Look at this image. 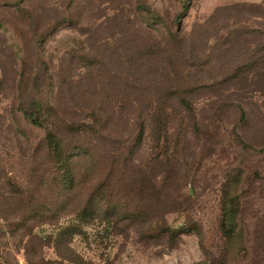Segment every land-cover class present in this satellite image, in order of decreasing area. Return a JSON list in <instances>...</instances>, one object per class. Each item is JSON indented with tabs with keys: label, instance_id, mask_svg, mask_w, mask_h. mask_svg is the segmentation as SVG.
Listing matches in <instances>:
<instances>
[{
	"label": "rangeland",
	"instance_id": "obj_1",
	"mask_svg": "<svg viewBox=\"0 0 264 264\" xmlns=\"http://www.w3.org/2000/svg\"><path fill=\"white\" fill-rule=\"evenodd\" d=\"M188 3L0 0V264H264V0Z\"/></svg>",
	"mask_w": 264,
	"mask_h": 264
},
{
	"label": "trees",
	"instance_id": "obj_2",
	"mask_svg": "<svg viewBox=\"0 0 264 264\" xmlns=\"http://www.w3.org/2000/svg\"><path fill=\"white\" fill-rule=\"evenodd\" d=\"M190 1L189 3L186 5H183V9L186 12L189 8L190 5ZM41 105L40 103H36L35 104V108L37 110L41 109ZM32 119H34V115H30L28 114ZM244 116V114H243ZM46 147L48 149V152L51 155L52 158V164H53V168H55L56 170L57 167L59 169H61V171L63 173L68 172L69 171V160H68V154L66 152V148L65 145L63 144L62 140L59 139L54 133L49 132L47 137H46ZM234 208L236 210H234ZM238 212V208L235 204L231 203L228 207V205L225 207V212H224V221H223V227L225 228V231L227 233L228 239L231 241L233 240L234 236H235V232H236V214ZM77 262L80 264H84V262L82 261V259L80 257H77Z\"/></svg>",
	"mask_w": 264,
	"mask_h": 264
}]
</instances>
